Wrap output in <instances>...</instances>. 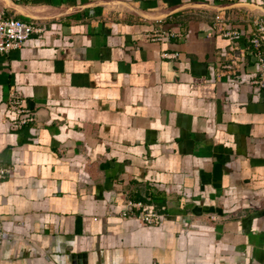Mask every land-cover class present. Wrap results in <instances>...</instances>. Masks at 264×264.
<instances>
[{"label": "crops", "instance_id": "0c3cea01", "mask_svg": "<svg viewBox=\"0 0 264 264\" xmlns=\"http://www.w3.org/2000/svg\"><path fill=\"white\" fill-rule=\"evenodd\" d=\"M218 15L264 0H0L42 29L0 54V264H264V41L220 75Z\"/></svg>", "mask_w": 264, "mask_h": 264}, {"label": "built area", "instance_id": "2783aa9c", "mask_svg": "<svg viewBox=\"0 0 264 264\" xmlns=\"http://www.w3.org/2000/svg\"><path fill=\"white\" fill-rule=\"evenodd\" d=\"M21 1V0H14ZM256 29L252 34L246 35L241 31H231L226 19L218 15L215 19L216 31L227 37L233 43L230 51L227 53V60L222 64L219 71L220 75H224L238 81L243 74L244 64L246 62V52L248 47H242L238 41L245 37L256 53L258 63L263 62L262 45L264 41V18L258 19L255 22ZM42 29L33 22H26L18 18L0 19V54H9L14 50L21 49L29 37L35 33H40ZM167 33L162 28L155 29L146 35L147 39L152 42H163L167 38ZM264 86L262 81L256 82ZM20 98L13 99L9 105L15 110L19 118L11 123L12 129H20L22 126L33 121V114L21 106ZM11 174L10 169L0 167V180ZM140 219L147 225H158L161 221L160 216L156 213L141 214Z\"/></svg>", "mask_w": 264, "mask_h": 264}, {"label": "trees", "instance_id": "16d2710c", "mask_svg": "<svg viewBox=\"0 0 264 264\" xmlns=\"http://www.w3.org/2000/svg\"><path fill=\"white\" fill-rule=\"evenodd\" d=\"M263 43V42H262ZM262 47H263V45H262ZM250 48H252V47H250Z\"/></svg>", "mask_w": 264, "mask_h": 264}]
</instances>
